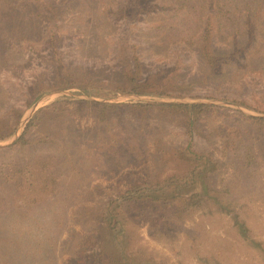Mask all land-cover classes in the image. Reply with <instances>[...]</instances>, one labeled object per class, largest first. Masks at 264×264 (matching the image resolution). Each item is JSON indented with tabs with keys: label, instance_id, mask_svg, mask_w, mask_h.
I'll use <instances>...</instances> for the list:
<instances>
[{
	"label": "rangeland",
	"instance_id": "obj_1",
	"mask_svg": "<svg viewBox=\"0 0 264 264\" xmlns=\"http://www.w3.org/2000/svg\"><path fill=\"white\" fill-rule=\"evenodd\" d=\"M174 1L12 0L10 11L4 9L6 15L0 19V118L11 122L18 111L22 115L13 135L0 141V164L22 156L20 150L8 147L33 113L55 99L68 101L64 106L68 117L74 121L71 133L78 129L86 131L96 124L91 111L73 109L71 101L74 99L216 105L220 107L216 113L202 117L201 134L193 135L192 144L196 150L207 152L222 162L223 167L216 176L217 186L226 189L223 197L244 204L242 219L259 248L240 240L226 220L197 214L185 224L190 235L195 234V239L188 240L186 235L180 234L173 243L154 240L145 223L134 229L133 249L167 264H264V136L255 139L253 133L259 126L264 132V121L249 123L240 115L264 119V39H251L242 63L228 64L224 76L201 84L198 79L204 64L196 49V38L202 30L204 14L193 15L191 10L176 6ZM42 3L54 5L56 16L44 13ZM141 3L146 5V10L139 7ZM13 11L17 13L12 14ZM229 41V35L213 31L214 48H226ZM54 46L66 65L89 68L102 81H116L122 73L118 59L120 49L124 48L138 59L143 77L158 74L152 81L165 84L167 94L96 95L76 88L54 90V66L50 60ZM171 79L174 87H171ZM167 81H170L169 86ZM38 86L44 92L32 102V93ZM168 117L154 115L149 120L151 134L158 140L157 143L148 142L146 159L138 163L103 158L102 153L89 159L86 157L89 152L76 149L74 157L76 154L87 162L80 161V171L73 174L69 171L71 168L62 167L60 152L44 144L32 145L22 158L56 155L60 160L59 170L65 177L58 192L61 197L69 195V199L63 204L64 211L60 208L57 215H53L58 208L57 202L43 200L19 206L10 204L0 191V264H74L81 261H84L82 264H99L94 247L80 252L75 249L76 243H72L77 237L87 238L91 232L78 221L79 212L82 208L97 209L106 205L132 182L147 175L163 177L171 172L169 163L158 164L155 150L184 147L187 135L182 126ZM236 118L243 120L251 131L248 143L253 144L257 161L251 167L253 171L233 172L224 165L227 156L232 157L227 148L237 139V135L230 132L237 127V122H233ZM59 123L58 117L46 118L39 128L30 130L29 137H40L54 125L57 131ZM107 164L113 165L114 171L107 173ZM59 218L61 225L55 227L53 222ZM202 222L208 225L209 240L206 242L197 238ZM191 242H195L202 261L193 255Z\"/></svg>",
	"mask_w": 264,
	"mask_h": 264
},
{
	"label": "trees",
	"instance_id": "obj_2",
	"mask_svg": "<svg viewBox=\"0 0 264 264\" xmlns=\"http://www.w3.org/2000/svg\"><path fill=\"white\" fill-rule=\"evenodd\" d=\"M10 2L12 0H0V19L6 15L7 11L4 9H10ZM174 2L182 9L191 10L193 15L199 12L204 14L201 17L202 20L204 19L202 30L196 38V49L204 64L198 79L201 84L224 76L228 64L242 63L250 48L251 39H264V0H175ZM40 6L44 13L51 12V16H56L57 8L54 5L42 3ZM139 7L146 10L145 4L141 3ZM16 13V11L12 12V14ZM8 19L12 21L9 16ZM8 26L10 30L13 29L12 25ZM213 31L230 36L226 48L213 47ZM53 51L50 60L54 66V90L76 88L96 95L135 93L163 96L167 94L165 84H160L161 81L159 83L152 81L158 74L152 73L143 77L138 59L124 48L120 49L118 59L122 73L116 81H102V78L89 68L68 66L58 56L55 46ZM170 81L171 87H174V80ZM170 81H167L168 86ZM40 88V86L36 87L32 93V102L44 92ZM67 102L55 99L38 108L24 124L17 139L8 147L23 152L19 159L0 164V191L10 200V204L39 203L49 200V202H57L58 208L53 214L57 215L58 209L62 208V212L64 211L63 204L69 199V195L61 197L58 192L60 191L58 186L63 185L65 177L59 170L60 160L56 155L22 158L27 155L32 145L44 144L47 148L60 152L62 167L71 168L69 171L73 174L80 171L78 163L86 161L77 158L76 154L74 157L73 150L76 149L89 152L86 153L89 159L99 157L102 153L103 158L111 157L118 162L138 163L146 159L145 148L148 142L152 140L157 143L158 140L151 134L149 120L154 115H167L168 120L182 126L187 135L184 147L155 150L154 156L158 164L161 166L169 163L171 172L163 177H159L158 174L147 175L142 180L132 182L128 188L108 200L102 207L82 208L78 221H82L91 232L85 239L77 237V240H73L72 243L74 245L76 243V251L83 252L86 247H94L99 264H167L166 261L157 260L151 255H141L133 249L134 229L147 223L148 234L154 240L173 243L180 234L186 235L188 240H193L195 234L191 236V231L186 230L185 224L193 220L197 214L226 220L229 229L235 231L240 240L249 246L259 248L258 241L252 237L249 227L242 219L244 204L223 197L226 189L217 186L216 176L223 167L222 162L207 152L196 150L192 144L193 135L201 134L199 124L202 117L216 113L220 107L203 103L142 101L109 103L74 99L71 101L74 105L73 109L78 112L91 111L96 117V124L86 131L78 129L71 133L70 126L73 127L74 121L66 112L64 104ZM62 112L67 114H61ZM21 115L22 112L18 111L11 122L0 118V141L13 135ZM240 115L249 123L260 124L264 121L262 117L246 116L242 113ZM49 117L60 119L57 131L54 125L42 136L31 139L30 130L34 127L39 128L43 120ZM233 122H237L235 124L237 127L230 132H234L237 139L232 147L225 144L232 157L227 156L224 165H228L233 172L253 171L251 167L257 161L254 146L248 143L250 128L241 119L236 118ZM261 132L259 126L253 131L254 138L263 137L264 132ZM262 148L264 150V143ZM105 170L109 173L111 170L114 171V167L107 164ZM60 223L59 218L53 222V225L59 227ZM207 226L202 222L197 236L202 242L209 240ZM223 232L226 230L223 229ZM190 249L196 260L202 261V257L197 254L195 242H191ZM82 262L84 261L74 264H82Z\"/></svg>",
	"mask_w": 264,
	"mask_h": 264
},
{
	"label": "water",
	"instance_id": "obj_3",
	"mask_svg": "<svg viewBox=\"0 0 264 264\" xmlns=\"http://www.w3.org/2000/svg\"><path fill=\"white\" fill-rule=\"evenodd\" d=\"M165 102H169V101H165Z\"/></svg>",
	"mask_w": 264,
	"mask_h": 264
}]
</instances>
